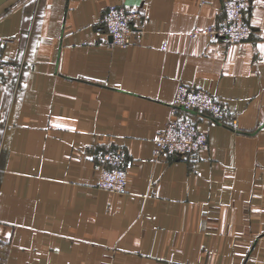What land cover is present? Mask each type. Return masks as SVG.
Masks as SVG:
<instances>
[{"label":"crops","instance_id":"1","mask_svg":"<svg viewBox=\"0 0 264 264\" xmlns=\"http://www.w3.org/2000/svg\"><path fill=\"white\" fill-rule=\"evenodd\" d=\"M247 1L241 43L205 32L222 0L0 2L2 55L22 65L0 71L8 264H264V0ZM113 4L139 12L132 46L99 22ZM183 81L225 100L224 123L157 155ZM116 145L134 162L122 194L97 185L95 153Z\"/></svg>","mask_w":264,"mask_h":264},{"label":"built area","instance_id":"2","mask_svg":"<svg viewBox=\"0 0 264 264\" xmlns=\"http://www.w3.org/2000/svg\"><path fill=\"white\" fill-rule=\"evenodd\" d=\"M248 7L247 0H222V23L207 28L205 32L211 38L221 37L229 43L248 40L254 31L248 18ZM138 16L137 11H128L121 5L113 4L103 13L99 22L111 36L112 44L129 47L137 41V32L131 21ZM198 32L194 30L193 35ZM21 69V64H14L3 57L0 44V71ZM205 116L210 122L224 123L225 100L205 87L179 82L170 104L169 118L155 134V154L190 155L207 148L208 133L199 123V118ZM95 159L99 171L97 185L115 193L127 192L129 172L134 162L126 147L116 145L100 149L95 153ZM0 264H8L1 251Z\"/></svg>","mask_w":264,"mask_h":264},{"label":"water","instance_id":"3","mask_svg":"<svg viewBox=\"0 0 264 264\" xmlns=\"http://www.w3.org/2000/svg\"><path fill=\"white\" fill-rule=\"evenodd\" d=\"M3 0H0V2H2Z\"/></svg>","mask_w":264,"mask_h":264}]
</instances>
